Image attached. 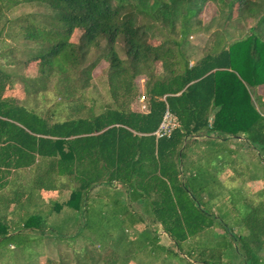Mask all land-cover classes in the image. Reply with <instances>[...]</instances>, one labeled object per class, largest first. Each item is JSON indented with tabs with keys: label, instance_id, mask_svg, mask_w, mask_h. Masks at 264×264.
<instances>
[{
	"label": "trees",
	"instance_id": "obj_1",
	"mask_svg": "<svg viewBox=\"0 0 264 264\" xmlns=\"http://www.w3.org/2000/svg\"><path fill=\"white\" fill-rule=\"evenodd\" d=\"M218 2L224 0H0V44L4 37L34 42L23 64L37 70L12 85L13 76L0 66V247L25 251L36 231L62 240L89 238L87 232L109 241L97 254L87 252L84 264H129L140 257L160 264H231L234 256L264 264V0H228L225 14ZM211 3L218 11L205 24L201 16ZM247 15L255 22L246 32L228 41V31L215 30L193 61L197 48L189 37L217 19L225 27ZM99 39L106 50L82 66ZM121 39L123 58L114 49ZM11 52L0 46L3 65L22 62ZM103 59L110 99L88 104L90 74ZM81 67L76 89L71 78ZM141 75L145 111L136 105ZM53 76L56 86H65L52 106L38 111L22 102L46 90ZM166 109L177 127L156 137ZM202 136L243 139L236 150L246 144L248 157L237 150L219 161L231 170L228 181H244L245 173L262 178L255 199L233 200L229 188L222 205L208 207L215 195L209 189L214 158L196 159L191 152ZM98 186L111 190L104 192L116 205L98 206ZM115 186L127 198L120 208L125 198L113 199ZM63 208L75 212L71 236L55 234L53 213ZM228 210L235 213L231 220ZM34 264L63 263L45 258Z\"/></svg>",
	"mask_w": 264,
	"mask_h": 264
},
{
	"label": "rangeland",
	"instance_id": "obj_2",
	"mask_svg": "<svg viewBox=\"0 0 264 264\" xmlns=\"http://www.w3.org/2000/svg\"><path fill=\"white\" fill-rule=\"evenodd\" d=\"M228 0H224V2H227ZM224 2H218V6H224L223 12L224 14L227 12V8L224 5ZM217 4L211 3L208 5L210 9L206 11L205 14L201 16L203 22L205 24L209 23L211 18L217 14L218 6ZM25 11H28L29 8L24 7ZM254 13V12H253ZM218 16V15H217ZM255 22V19L251 18V15H247L243 21H237L232 20L228 22V24L223 27V20L217 19L213 23V26L206 32H202L199 35H193L189 37V40L192 42L193 45L196 46L197 51L195 54V57L193 58V61L197 59L199 56L202 55V50L204 46L208 45L209 43L213 42L214 40V31L219 30V32H226L227 36L229 37L227 40H233L234 38H237L241 36L242 32H246V30L249 29L250 25H252ZM79 33L75 40H78ZM5 49H11V55H14L16 58L20 59L19 61H22L21 63L15 64V65H3V62H6L4 60L0 59V66L3 68L4 71L7 73H10L13 76L15 84L19 77L27 75V76H36L37 70L35 69V66L33 64L25 65L23 62L29 58L30 55L34 53L36 50V45L34 42L18 39L17 37L13 39H8L7 37H4L3 43L0 44ZM123 40H118L117 43L114 45V49L116 50L119 57H124V51H123ZM107 44L104 39H99L98 44L91 45L86 52V56L84 58V62L82 66H88L92 62L96 60V58L102 53L103 50H106ZM108 67L109 63L106 60H101L98 63H96L95 68L92 70L90 74V84L88 85L86 89V93L89 96L88 104H92V99H97L98 102H107L110 99V94L108 93L109 84H108ZM82 69L79 68L75 71L73 74V77L71 80L73 81L71 83V87L79 89L81 82L77 81L76 78L79 76V71ZM161 66L159 63L156 64V71L160 72ZM58 77H51V79L48 82L47 89L42 91L41 94L34 95H25L22 102H25L27 105L35 107L36 110L44 111L46 108L52 106V104L55 102V100L59 99L58 94L56 93L58 90L63 91L64 86L63 84H57ZM137 83L139 85L141 94L136 100V105L140 110H146L147 109V103L146 99H142L144 92V84H145V76L141 75L137 77ZM68 84V83H67ZM69 89V88H68ZM254 94V93H253ZM144 105V107H143ZM251 162H254V160H251ZM215 163V162H214ZM222 167V165H220ZM224 168V166L222 167ZM249 172V171H248ZM23 174V173H22ZM260 174V172H259ZM261 175V174H260ZM223 178V177H222ZM242 178H245L244 181H241L237 179V181L232 182H226L227 185L220 186L217 189L213 190L215 195L212 196L210 199L208 198V207L215 209L218 208V206L222 205V202L224 203L225 197L228 196L229 191L228 188H230L232 199H239V197H243L245 200H252V198H256V190L258 188H261L262 181L259 179V182L256 180H253L248 173H245V176L242 175ZM227 181V180H226ZM22 182V181H21ZM261 185V186H260ZM238 188L240 191H237ZM101 195L98 196L101 201H104L105 204H112L115 203L112 200V197L109 198V195H107L105 192L101 191ZM121 197H123V194H121ZM122 199V198H120ZM223 209V206H221ZM227 209H232V207L229 208V205H227ZM66 208V207H64ZM62 210V214H57L54 212L53 219V227L57 230L55 231V234L57 232H62V235L71 236L73 235L76 230L77 226L74 224L77 223V220L75 219V212L72 209H64ZM230 209V210H231ZM67 210V211H65ZM228 210L229 214V220L232 219L233 216H235L234 211ZM216 211V210H215ZM67 212V215L65 214ZM233 215V216H232ZM93 220H95L93 218ZM116 220L113 219V221ZM105 219H99L95 222H104ZM73 224L71 228H64L65 224ZM101 226H105L104 224H101ZM159 228V227H158ZM113 230V228H111ZM53 234V233H52ZM85 236L89 237L86 238L84 235L75 236L73 239L63 238L60 239V237L51 235L50 232H34L31 233V244H28L26 247V250H22L20 248H16L13 246L8 247H0V264H34L36 262L42 261L45 258H51L53 260H61L63 264H76L77 260H82L81 264H84L83 262V256L89 254V251L91 254H97L100 250H102L104 247L107 246L109 239L99 237H94L92 234H88L85 232ZM115 234V233H114ZM160 241L167 245L170 243L168 237L160 232ZM103 241V244L101 243ZM27 244V243H26ZM109 245H111V242H109ZM112 246V245H111ZM264 254V251L261 253ZM97 256V255H96ZM231 264H243L241 259L239 257H235L232 259ZM78 261V262H79ZM101 263V262H100ZM99 263V264H100ZM129 264H160V261H153L149 260L145 257H140L137 260H132Z\"/></svg>",
	"mask_w": 264,
	"mask_h": 264
},
{
	"label": "crops",
	"instance_id": "obj_3",
	"mask_svg": "<svg viewBox=\"0 0 264 264\" xmlns=\"http://www.w3.org/2000/svg\"><path fill=\"white\" fill-rule=\"evenodd\" d=\"M145 111V110H143ZM243 140L242 138H232V139H229V140H221V139H218V138H215L213 136H209V137H205V136H202V137H197L195 139V143H193L191 145V152L194 154L193 157H195L196 159L198 158H207V157H210V158H214V162L212 163V165L216 168L214 169H211V172H209L210 176L213 175L214 178L210 177V182H209V189L210 190H215L220 187V186H224L227 185L228 182H232V180L228 181L227 177L230 175L229 173H231V170L230 172H228L227 170V163H224V162H220L219 160L222 159L223 154H227V153H233L234 151H237L239 150V153L241 154V156L243 157H248V146L246 144H244L243 146H241L239 149L236 150V148L238 147L240 141ZM221 147L222 148V151L225 152L227 150V152L223 153L221 150L218 151V148ZM211 151V152H210ZM215 152L216 155H214V153L212 152ZM217 152H221L220 155H218ZM208 154H210L208 156ZM222 156V157H221ZM220 165H222V167L224 166V168L220 167ZM239 166L243 167L245 166L244 164H240ZM223 177V178H222ZM227 180V181H226ZM19 181V180H18ZM227 182V183H226ZM229 189V188H228ZM97 190V192L99 193L98 196H100V193L101 191H106V190H109L111 191L110 189L108 188H105V187H102V186H98L95 191ZM112 192H113V199L115 198H125L126 195H123V197H121V188H118L117 186L113 187L112 189ZM96 198V203L98 204V206H101L103 209L106 207L105 205V202L104 201H101L100 198ZM124 201H127V198H125L124 200H120L119 202H117V206H115V208H120L122 205L121 203L124 202ZM116 205V204H115ZM104 214V213H102ZM12 215L10 214L9 217H11ZM54 217V215H53Z\"/></svg>",
	"mask_w": 264,
	"mask_h": 264
},
{
	"label": "built area",
	"instance_id": "obj_4",
	"mask_svg": "<svg viewBox=\"0 0 264 264\" xmlns=\"http://www.w3.org/2000/svg\"><path fill=\"white\" fill-rule=\"evenodd\" d=\"M142 99H144V96H142ZM175 127H177V119L168 109H166L162 121L154 134L156 137L168 136Z\"/></svg>",
	"mask_w": 264,
	"mask_h": 264
}]
</instances>
